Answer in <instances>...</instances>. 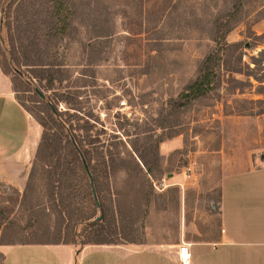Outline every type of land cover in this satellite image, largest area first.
I'll use <instances>...</instances> for the list:
<instances>
[{
    "label": "rangeland",
    "instance_id": "1",
    "mask_svg": "<svg viewBox=\"0 0 264 264\" xmlns=\"http://www.w3.org/2000/svg\"><path fill=\"white\" fill-rule=\"evenodd\" d=\"M82 1L75 33L59 47L70 76L59 92L81 91L80 115L93 124L90 135L99 138L102 149L114 143L122 156L134 150L153 156L145 167L153 168L149 204L141 201L138 220L126 227L136 243L123 244L159 248L218 241L226 181L264 164V0L245 1L227 36L229 43L241 45L223 56L217 86L197 98L189 94V85L216 49L213 21L231 10L232 0ZM28 94L18 96L33 107ZM58 106L65 109L63 103ZM37 171L27 199L28 177L18 185L0 177V264H7L4 246L56 236L42 167ZM126 178L121 170L111 180L113 196L120 200L135 195L134 182L140 179ZM80 206L87 211L90 204L83 200ZM74 222H69L72 230L61 233L62 240H76L70 245L77 252L85 223ZM65 258L64 250L35 249L14 252L10 262L65 264ZM73 260L82 262L77 253Z\"/></svg>",
    "mask_w": 264,
    "mask_h": 264
},
{
    "label": "trees",
    "instance_id": "2",
    "mask_svg": "<svg viewBox=\"0 0 264 264\" xmlns=\"http://www.w3.org/2000/svg\"><path fill=\"white\" fill-rule=\"evenodd\" d=\"M245 1L232 0L231 10L213 21L212 39L217 46L202 62L200 76L189 85L194 98L217 86L223 56L238 51L241 43H229L227 36L239 21ZM80 8L84 12L82 0H0V68L11 78L18 101L42 127L23 197L27 199L35 189L41 166L45 198L56 214L54 239L21 240L18 244H77L75 239L62 240L61 232L71 229L73 220L76 226L85 223L82 246L123 244L122 240L136 243L126 227H133L141 201L148 203L151 196L147 184L151 185L153 168L146 171L145 167L153 156L139 150H134L135 156H122L114 150V143L102 149L99 138L90 135L93 124L80 115L81 91L59 92L70 79L69 68L60 61L59 47L74 35ZM22 91L30 93L29 101L35 106H27L18 96ZM61 103L64 110H59ZM121 170L127 174L125 181L140 178L134 182L135 195H126L125 200L114 197L111 188L112 178ZM83 200L90 204L87 211L80 206Z\"/></svg>",
    "mask_w": 264,
    "mask_h": 264
},
{
    "label": "crops",
    "instance_id": "3",
    "mask_svg": "<svg viewBox=\"0 0 264 264\" xmlns=\"http://www.w3.org/2000/svg\"><path fill=\"white\" fill-rule=\"evenodd\" d=\"M42 127L18 101L11 78L0 68V177L24 184L41 138ZM169 142L163 144L169 147ZM222 234L214 243L189 244L190 264H264V164L236 173L223 188ZM182 244L133 248L130 244H16L3 247L7 264L14 252L65 251V264L77 253L81 264H180Z\"/></svg>",
    "mask_w": 264,
    "mask_h": 264
},
{
    "label": "built area",
    "instance_id": "4",
    "mask_svg": "<svg viewBox=\"0 0 264 264\" xmlns=\"http://www.w3.org/2000/svg\"><path fill=\"white\" fill-rule=\"evenodd\" d=\"M191 257L192 254L189 243H182L180 249L178 250V259L180 264H190Z\"/></svg>",
    "mask_w": 264,
    "mask_h": 264
}]
</instances>
